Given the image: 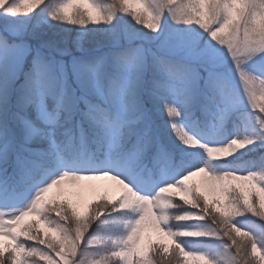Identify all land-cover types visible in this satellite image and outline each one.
I'll list each match as a JSON object with an SVG mask.
<instances>
[{
  "label": "snow or ice",
  "instance_id": "snow-or-ice-1",
  "mask_svg": "<svg viewBox=\"0 0 264 264\" xmlns=\"http://www.w3.org/2000/svg\"><path fill=\"white\" fill-rule=\"evenodd\" d=\"M0 264H264V0H0Z\"/></svg>",
  "mask_w": 264,
  "mask_h": 264
},
{
  "label": "rangeland",
  "instance_id": "rangeland-1",
  "mask_svg": "<svg viewBox=\"0 0 264 264\" xmlns=\"http://www.w3.org/2000/svg\"><path fill=\"white\" fill-rule=\"evenodd\" d=\"M98 183H102V182H98Z\"/></svg>",
  "mask_w": 264,
  "mask_h": 264
}]
</instances>
